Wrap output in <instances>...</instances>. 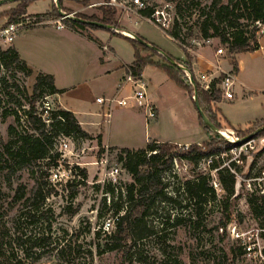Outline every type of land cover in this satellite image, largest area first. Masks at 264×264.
<instances>
[{"label": "rangeland", "instance_id": "obj_1", "mask_svg": "<svg viewBox=\"0 0 264 264\" xmlns=\"http://www.w3.org/2000/svg\"><path fill=\"white\" fill-rule=\"evenodd\" d=\"M178 1L149 0L161 8L167 3L170 4V10L175 13L176 18ZM212 1L194 0L195 4L191 6L182 5V13H178L183 37L181 45L158 25L140 19L134 13L117 9V17L120 24L123 22L126 30L132 31L133 34L141 32L159 49L176 59L187 61L185 51L192 53L188 48L208 50L214 54L222 47L224 51L221 56L230 60L226 46L218 38L209 40L202 38L201 35L199 27L203 18L201 13L203 9L208 11ZM104 2L105 0L89 10H83L84 5L80 2L74 1V6L82 9L78 11L79 13L102 15L101 5ZM17 3L7 2L0 6V11H7ZM50 5L51 0H34L28 9L29 12L40 13L47 10ZM66 9L70 10L73 16L78 13L74 12V9ZM260 27L263 28L262 25ZM261 33L260 30L259 35ZM12 44L13 42L0 38L2 48L6 49ZM252 58L255 62L256 83H252V87L246 88L244 92L236 88L238 94L235 98L223 99L219 104L222 112L219 115L222 129H234L240 136H243L248 128L253 127L257 118L264 117V58L261 54H254ZM194 75L196 78L197 75L195 73ZM145 76L152 80L149 90L158 96L161 109L160 125H154L155 121H152L150 128L146 130L143 120H138L135 124L128 123L127 126L118 129L113 127L114 135L120 144L144 146L146 135L153 134L158 127L166 140L180 138L192 142L206 140L208 136L206 130L196 121L197 109L186 91L155 66H147ZM196 81L198 82L197 78ZM34 83V77L26 76L14 65L1 68L0 229L9 233L7 240L14 249L10 252L18 253L21 258L24 257V252L17 245L15 237L43 238L40 242V252H32L31 257L23 259V264H60L56 250L64 245L71 247L66 256L68 264H219L221 261H226V264H264V257L259 254V251L264 249V238L258 235L259 221L254 219L250 212L245 189L239 187L237 190L239 196L231 198L229 221L220 203L227 195L226 192L219 193L215 200L210 199L209 202L202 204L203 210L199 215H195L193 212L195 210L187 206L189 200L183 186L187 181L196 180L204 174L213 177L209 159H203L198 165L181 157L174 159L173 169L164 175L165 180L169 181L167 195L173 200H161L157 203L153 214L145 223V232L134 241L129 240L126 250L110 249L106 243L112 241L111 235H114L117 225L113 200H121L126 204L124 192L134 178L122 164V171L115 185L124 195H121L120 199V195L106 194L108 176L104 182L101 181L104 176L102 164L99 163L105 148L103 145L104 150L101 152L97 136L93 139H79L59 135L50 156L39 160L36 165L10 174L8 165L11 164V160L4 151V144L12 138L17 139L20 132L30 130L24 120V111L31 107ZM35 108L49 122L51 111L58 109L59 106L51 95H46L36 102ZM14 110L21 115L22 125L18 124L13 113L5 116L7 111ZM122 111L124 110L117 111L115 117L123 113ZM12 126L15 127L13 132L10 131ZM214 134L226 139L216 131H213ZM64 141L69 144L67 149L62 146ZM181 146L178 144V149ZM109 148L113 152V157L107 165V172L115 162L120 163L115 155L122 153L120 147ZM57 153L59 156H56ZM81 169L87 170V176L81 174ZM31 170L35 171L34 175ZM22 191L24 196H19ZM38 192L37 202L31 204L33 200L28 198H33ZM73 193L75 196H72ZM67 207L77 208L78 211L70 215ZM29 211L36 212V220H31L27 216ZM106 220L112 222L108 228L105 226ZM225 222L226 227L223 225ZM49 223L52 224L51 230ZM245 243L252 244L251 254L246 252Z\"/></svg>", "mask_w": 264, "mask_h": 264}, {"label": "trees", "instance_id": "obj_2", "mask_svg": "<svg viewBox=\"0 0 264 264\" xmlns=\"http://www.w3.org/2000/svg\"><path fill=\"white\" fill-rule=\"evenodd\" d=\"M33 1L34 0H17L18 3L15 7L2 12L0 16L7 15L9 17L6 24L18 22L25 17L27 9ZM90 1L91 0H81L79 2L86 5L90 3ZM108 1L110 0H105L104 4L101 5L102 15H88L78 12L76 13V17L108 24L119 30H126L119 22L117 8L108 4ZM59 2L62 4L63 0H59ZM185 4L191 6L195 4V2L194 0H179L176 4L178 13H182V5ZM62 8L68 13H71V11L65 7L62 6ZM152 11L153 8L148 7L142 10V13L144 15H150ZM178 13L176 12L177 18L175 17L172 29L168 34L181 45L180 42L183 37ZM44 15L55 18L62 16L55 2L52 10L44 13ZM201 15L203 18L199 27L202 38H218L219 41L226 46L234 70H238L237 57L239 54L243 52H253L259 49L260 44L258 38L261 30L260 25L264 26V0H228L227 2L213 0L208 11L203 9ZM37 17L40 16L38 15ZM63 22L71 29L82 33L88 28H102L113 31V29L85 23L71 17L63 18ZM117 34L127 38L134 47L135 60L133 63L129 64L128 67L133 70L135 75H141L144 69L149 65L155 66L163 70L169 78L184 89L194 103V87L185 70L177 67L163 54L142 44L136 38L119 32H117ZM185 52L188 57L187 61L176 59L171 54L169 55L174 57L178 63L183 64L186 69L194 74L191 54L187 51ZM11 65H14L15 68L23 72L26 76H31L33 73V70L20 57L14 46H9L6 49L0 46V71L2 67H10ZM220 80L221 76L213 82L211 90L203 89L197 82L201 107L218 128L223 127L219 116L221 115V109L217 106V103L222 100L221 91L217 88V83ZM62 91V89L57 88L55 85V79L52 74L39 72L36 75L33 95L31 96L33 101L30 105L31 107L24 111V120L27 126L30 127V130L26 129V131L20 132L17 139L12 138L4 144V151L9 155L11 160V164L8 165L10 174L36 165L39 160L50 156V151L59 135L63 134L79 139L94 138L81 126L76 115L70 110L59 107L51 111L48 118L49 122L37 112L35 105L40 98L46 95L61 93ZM8 113H13L18 124L22 125L23 120L18 111H7L5 116H7ZM198 120L208 135L207 139H204L200 143H192L188 147L182 145L180 149H178V144L174 142L152 141L148 142L145 147L138 149L121 148L122 154L119 160L128 173L133 176L134 180L127 187V191L124 192L126 204H123L121 200H113L112 206L114 207V213L117 215V225L114 235H111L112 241L106 243V246H109L110 249L126 250L129 240L134 241L137 236L145 232V223L153 214L157 207V203L161 200H173L172 197L167 195L169 181L165 180L164 175L173 169L174 159L176 157H181L194 165H198L203 159H209L210 157L219 155L218 159L213 158V161L210 163L209 166L211 169L219 167L224 163L225 159L221 157V154L228 151L234 144L230 143L219 134L213 135V130L206 125L199 113ZM263 126L264 119L256 120L253 127L244 131V135H246V133H253ZM14 130L15 127L12 126L10 131L13 132ZM256 135L264 136V128L259 129ZM97 140L101 147V152H103L104 148L101 135L97 136ZM56 156H59V154L57 153ZM31 171L34 175L35 171ZM81 174L87 176V170L81 169ZM218 176L224 187V192L227 194L220 203L223 207V213L229 221L230 215L228 211L231 208L230 200L232 197L237 198L239 196L237 195V178L226 166L218 170ZM211 181L212 177L208 174H204L196 180L187 181L183 186L184 192L189 200L187 206L195 210L193 211L195 215L201 214L203 210L202 204L209 202L210 199L215 200L217 197L216 191L211 185ZM118 188V186L108 183L106 186V194L112 196L120 195L121 199V195L124 194L120 192ZM20 189L22 190L21 187ZM19 196H24L23 191ZM38 196L39 192L34 195L33 198L29 197L28 200H33L31 204H35ZM72 196H75L74 193ZM247 199L251 214L254 219L259 221L258 224L263 226L264 198L259 195H248ZM197 205L200 206L197 207ZM67 211L70 215H74L77 213L78 209L67 207ZM27 216L30 217L31 220L37 219L36 212L33 213L29 211ZM49 218L50 217H47V219ZM227 222L223 224L225 227ZM48 226L51 230L52 224L49 223ZM8 234V232L0 229V264H23V259L31 257L32 252H40V242L43 240L42 237L35 239L33 237H28L23 239L21 236H17L15 237V241L17 245L22 248L24 257L21 258L18 256V253H11L10 251L14 249L10 241L7 240ZM260 234L264 237V231L260 232ZM70 248V246L65 245L57 248L56 255L60 264H68L66 256ZM227 259L228 258H226V260ZM219 264H226V261H221Z\"/></svg>", "mask_w": 264, "mask_h": 264}, {"label": "crops", "instance_id": "obj_3", "mask_svg": "<svg viewBox=\"0 0 264 264\" xmlns=\"http://www.w3.org/2000/svg\"><path fill=\"white\" fill-rule=\"evenodd\" d=\"M74 1L79 2L81 0H63L62 6L74 9V12L82 11L81 8L74 6ZM102 1L91 0L90 3L84 5L83 10L94 9ZM54 2L55 0H51L50 7L44 12L34 13L29 12V9H27L25 17L44 16L43 18L46 22L39 25L26 26L16 35L11 46L16 48L20 57L33 70L32 77L35 78L39 72L49 73L54 76L55 85L63 91L53 94L51 97L54 98L60 108L72 111L81 126L93 137L101 135L104 146L140 148L145 147L148 142L152 141H168L180 145L200 143L182 140L183 138L166 140L162 137L158 127L153 134L146 135L144 146L121 145L114 135L113 127L118 129L121 126H127L128 123L135 124L138 120H143L146 130L148 127L150 128L152 121H155L154 125H160V104L158 96L149 90L152 80L146 78V68L142 76L149 83L148 100L157 109L155 120L147 118V111L144 107L135 105L126 108L115 107L112 110L111 117L107 118L104 117L106 106L97 101L98 97L113 95L122 97L131 93L132 86L130 83L125 82L124 79L127 71L126 67L135 60L134 47L127 38L117 34V32L123 34H125L124 32H129L131 35H125L134 37L133 32L117 29L112 31L102 28H88L83 33L75 31L64 24L63 16L55 18L44 15V13L52 10ZM4 11H0V14ZM7 21L8 16L1 15L0 27L5 26ZM121 24L124 27L123 22ZM135 34L150 42L149 38L141 32L137 31ZM258 41L260 44L259 49L253 52H243L237 57L238 79L234 86L235 96L238 94L236 88L238 91L242 90L244 92L246 88L250 89L249 87H252V83H256L255 62L252 57L254 54H261L264 58V31L259 35ZM104 45L107 46V50L103 48ZM194 51L196 56H194L193 69L196 75L208 70L215 73V75H219L218 66L223 70L233 69L231 61L222 57L216 51L214 54L208 50ZM220 102L217 104L218 107ZM120 110H124L122 111L123 113L115 117L116 112ZM260 119H264V117L256 120ZM196 121L200 125L198 111Z\"/></svg>", "mask_w": 264, "mask_h": 264}, {"label": "built area", "instance_id": "obj_4", "mask_svg": "<svg viewBox=\"0 0 264 264\" xmlns=\"http://www.w3.org/2000/svg\"><path fill=\"white\" fill-rule=\"evenodd\" d=\"M107 3L115 6L117 9H121L128 13H134L140 19L158 25L166 33L170 32L174 24L175 13L170 10L171 5L168 3L163 8L150 3L149 0H110ZM148 7H152L153 11L150 15H144L142 10L147 9ZM63 18L64 17H62V19ZM45 22L46 21L43 17H26V19H22L18 22L8 23L0 29V38L4 39V41L13 42L16 35L26 26L39 25ZM263 31L264 26L261 29V32ZM103 48L105 50L108 49L105 45ZM188 49L192 52L191 61L193 63L196 53L192 48ZM223 51L224 49L219 47L217 53L222 54ZM126 70L124 80L132 86L130 94L122 97L113 95L109 97L103 96L97 98V101L100 104L106 106L104 117H111L112 110L115 107H128L135 105L144 107L147 111V118L154 119L157 116V109L147 97L149 87L148 81L142 76V74L135 75L130 67L127 66ZM217 70L220 71L219 75H215V73L211 71H205L198 73L196 78L203 89L211 90L213 82L221 76V80L217 83V88L221 91L223 99L232 100L235 97L234 86L238 79L237 71L234 70V68L223 70L220 66L217 67ZM186 73L188 74V72ZM263 128L264 126L259 129ZM259 129L253 133H248L243 136L237 135L234 129L224 130L219 128V130L216 131L217 133L225 136L227 141L234 144V146H232L228 151L221 154V157L225 159L224 163L219 167L212 169L213 177L211 185L215 189L217 195L224 192V187L218 176V170L226 166L236 175L237 190L240 187L246 190L247 195H259L264 198V136L256 135ZM62 146L67 149L69 144L64 141V143L62 142ZM104 148L105 151L99 161V163L102 164V174L104 176L101 181L104 182L105 178L108 176V182L115 185V183H117V177L122 171V163L115 162L111 170L107 172V165L113 157V152L110 150L109 146H104ZM121 154L115 156L120 158ZM213 158L218 159L219 155L210 157L209 164L213 161ZM111 223L112 222L110 220H106L105 226L108 228L111 226ZM233 227L235 228L236 226L233 225ZM262 231H264V225H258V235L260 237H262L260 234ZM239 237L240 236H238V238ZM253 244L255 245V242ZM251 245V243L244 244L248 254H251ZM259 254L264 257V249L260 250Z\"/></svg>", "mask_w": 264, "mask_h": 264}, {"label": "water", "instance_id": "obj_5", "mask_svg": "<svg viewBox=\"0 0 264 264\" xmlns=\"http://www.w3.org/2000/svg\"><path fill=\"white\" fill-rule=\"evenodd\" d=\"M10 1H17V0H0V6L7 3V2H10ZM55 2L57 3V8H58V11L62 14V16L64 18L66 17H71V18H75L79 21H82V22H85V23H89V24H94V25H97V26H100V27H103V28H108V29H117L113 26H110L108 24H104V23H101V22H98V21H93V20H84L82 18H79V17H76V16H73L72 14L66 12L65 10H63L62 8V4L59 2V0H55ZM119 30V29H117ZM134 35V38H136L137 40H139L142 44L158 51L159 53L163 54L165 57H167V59L175 64L177 67L185 70L186 72H188V75H189V78H190V81L194 87V95H193V99H194V103H195V106L197 108V111L198 113L200 114L201 118L203 119V121L206 123L207 126H209L213 131H218L219 128L211 121V119L208 117V115L205 113V111L202 109L201 107V104H200V100H199V94H198V84H197V81L195 79V76L194 74L185 68V66L183 64H180L178 63L174 57H172L171 55L165 53L164 51H162L161 49H159L156 45H154L153 43L149 42L148 40L136 35V34H133Z\"/></svg>", "mask_w": 264, "mask_h": 264}, {"label": "bare ground", "instance_id": "obj_6", "mask_svg": "<svg viewBox=\"0 0 264 264\" xmlns=\"http://www.w3.org/2000/svg\"><path fill=\"white\" fill-rule=\"evenodd\" d=\"M125 34H127V35H131V33H129V32H124ZM225 132V131H224Z\"/></svg>", "mask_w": 264, "mask_h": 264}]
</instances>
